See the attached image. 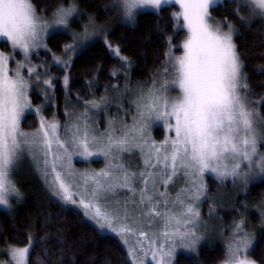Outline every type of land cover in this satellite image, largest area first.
<instances>
[{
	"label": "snow or ice",
	"instance_id": "obj_1",
	"mask_svg": "<svg viewBox=\"0 0 264 264\" xmlns=\"http://www.w3.org/2000/svg\"><path fill=\"white\" fill-rule=\"evenodd\" d=\"M170 2L111 0L105 11L111 9L125 21L134 22L139 10L160 9ZM233 3H237L233 15L242 23L264 21V0ZM174 4L179 6V11L171 13L176 34L186 30L177 46L183 51L179 55L165 51V66L151 85H138V92L128 88L127 94L135 93V98L129 101L128 109L118 105L117 115L134 109L131 124L121 119L117 127L115 119H106L104 132L97 134V121L90 110L98 114L101 105L108 107L110 101L104 95L92 100L77 96L84 110L76 113L66 109L63 125L54 116L40 114L44 105L35 106L34 114L39 118L35 129L24 130L22 122L25 114L33 111L29 95L32 77L37 83L41 77L31 56L41 47L49 50L45 40L49 31L71 36V43L63 48L68 59L54 58L57 64H64L66 87L72 61L69 53L84 52L98 44L115 51L122 61L126 84H131L127 68L131 61L111 44L107 25L97 23L92 14L81 23L85 13L77 0H59L49 16L44 15L47 9H38L32 0H0V37L6 38L13 53L23 57L15 61V67H9L15 56L0 52V206L8 209L11 198L20 199L16 170L22 159L31 158L38 167L42 164L53 196L77 206L98 229L116 233L125 244L137 238L128 254L139 257L142 253L143 258L134 259L133 264H147L149 253L154 264H175L177 249L195 253L206 235V225L201 231L197 207L205 194L206 173L217 179L231 178L242 187L256 177L264 180V152L259 150L264 142V116L250 99L234 42V25L227 17L219 20L211 15L212 10L223 7L222 0H174ZM240 8H246L248 15H240ZM73 25L81 30L76 31ZM43 84L50 90L51 78ZM112 87L116 90L119 86ZM44 94L47 96V91ZM156 121H163L174 135L153 140L150 129ZM135 152L143 164L139 171L121 163L124 154ZM97 154L105 158L104 168L78 170L73 165L74 157ZM181 176L186 186L172 198L168 188ZM259 212L264 224V204ZM161 223L162 229L158 227ZM253 240L252 233L244 231V221L235 222L222 264H257L247 255ZM8 254L7 264H29L27 245H10Z\"/></svg>",
	"mask_w": 264,
	"mask_h": 264
},
{
	"label": "trees",
	"instance_id": "obj_2",
	"mask_svg": "<svg viewBox=\"0 0 264 264\" xmlns=\"http://www.w3.org/2000/svg\"><path fill=\"white\" fill-rule=\"evenodd\" d=\"M32 2L38 9H47L44 15L49 16L59 0ZM222 2L223 7L212 10L211 15L219 20L227 17L234 25V42L241 55L250 97L256 101V107L264 116V21L242 23L233 15L237 3H233V0ZM237 2L243 3L240 0ZM77 3L85 13L81 23H86L87 14H92L97 18V23L107 25L111 44L118 46L120 55L131 61L127 65L131 84H126L121 59L115 55L114 50L103 44L80 52L72 59L68 68L67 87L63 85L64 66L52 65L55 104L42 110L48 118L58 117L62 125L66 109L75 112L84 110L83 103L77 102V96L82 100H92L104 95L108 100H115V104H122L126 102L120 94L121 90L133 88L138 92V85H151L153 77L165 66V51L170 52L172 49L175 54H180L183 49L177 46L181 45L186 35V30H180L177 35V29L173 26L171 13L179 11V6L175 4L162 6L157 11H140L135 23L129 24L117 19L113 10L105 11V5L110 4L111 0H77ZM240 15L247 16V9L240 8ZM73 28L81 30L76 25ZM69 43L70 35L51 33L47 39L50 51H36L32 55V61L35 64L50 63L55 56L63 57L64 45ZM2 46L4 49H11L6 42H2ZM113 71L117 75H112ZM113 85L119 86L117 89L120 93L113 90ZM43 100L38 93H32L34 105H40ZM115 110L116 106L109 107L107 112L98 113L101 130L105 128L106 114L108 113V117L111 114L114 118ZM37 125L38 118L34 114H28L22 123L25 129L35 128ZM155 133L158 138L163 139L162 128H157ZM261 148L264 151V142ZM94 163L99 165L102 161ZM39 177L28 168L22 170L17 180L22 195L14 212L0 209V264L8 262L10 245L23 247L30 243V238L32 245L29 264H61V261L63 264H133L125 243L112 234L101 232L82 211L66 206L52 196L43 183L45 179ZM206 181L210 197L222 188L221 183L210 175ZM262 204L264 180L261 179L250 184L236 197H228L224 203L218 201L215 205L219 217L216 227L220 230L219 233L224 234L223 239L226 237L228 224L232 225L238 220H244L248 230L249 227L252 228L255 241L249 255L257 264H264V225L259 212ZM201 206H210L209 198ZM223 239H213L212 242L201 245L196 253H179L176 264H220L225 259L226 251Z\"/></svg>",
	"mask_w": 264,
	"mask_h": 264
},
{
	"label": "rangeland",
	"instance_id": "obj_3",
	"mask_svg": "<svg viewBox=\"0 0 264 264\" xmlns=\"http://www.w3.org/2000/svg\"><path fill=\"white\" fill-rule=\"evenodd\" d=\"M222 1H223V0H222ZM240 1L243 2V0H240ZM170 4H174V0H172V2H170L169 4H166V5H170ZM162 6H165V5H162ZM162 6H161V7H162ZM147 10H148V11H157V10H159V9H152V8H150V7H149V8H143V9L139 10L138 13H139L140 11H147ZM115 15H116V18H117V19L122 20V21H124V22H126V23H129V24H134V23H135V21H134V22H127V21H125V20H124V19H123L118 13H116V12H115ZM181 20H182V18H181ZM235 32H236V30H235ZM51 33H52V32L49 31V33H48L47 36L45 37L46 43H47L48 36H49ZM5 40H6V38L0 37V52H4L5 54H8V55H14V56H15V59L12 60V61L10 62L9 67H15V61H16V60H21L23 57H22V56L18 57L15 53H13V50H12L10 44H9V46H10V48H11L10 50L4 49V47L2 46V42H5ZM47 47H48V46H47ZM40 49H45V48L41 47ZM40 49H38V50H40ZM38 50H35L34 53H35L36 51H38ZM114 52H115V51H114ZM34 53H33V54H34ZM78 53H80L79 50H78L77 53H69V55H71V56H72V59H73ZM170 53H174V52L172 51V49L170 50ZM33 54H32V55H33ZM115 55H116V54H115ZM176 55H179V54H176ZM120 56H121V55H120ZM55 57H58V56H55ZM55 57H54V58H55ZM54 58H53V60H52L50 63L35 64V63L32 61V56H31V63H32V66H34V67H35V66H39V67H36L35 70L41 74V77H40V82H39V83L36 82L34 76L32 77V85H31V88H30V93H29V95H30V99H31L32 104H33V101H32V93H33V92H36V93H38L39 95H41V96L44 98V100H43L42 103L40 104V105H44L43 108H46V107H48V106H50V105H54V104H55L54 99H53V96H54V84H53V79H54L55 76H54V74L51 73V66H52V65H53V66H60V65H61V66H64L63 63L57 64ZM61 58H62V60H67V59H68L67 56H63V57H61ZM23 71H24L25 76H27L28 73H27V68H26V67H25V69H24ZM49 78H51V80H52V87H51L50 90L47 89L46 86L43 84V80H44V79H49ZM63 85H64V84H63ZM64 86H65V85H64ZM65 87H66V86H65ZM127 90H128V88L123 89V90H121V93H120V90H118V89L114 90V91H118V93L122 94V97L124 98L123 100L126 102V103H122L124 109H128V108H129V101H131L132 99L135 98V93L129 95V94H127ZM46 91H47V96H45V94H44ZM137 91H139V90L137 89ZM175 94H176V92L173 91V92H172V95H175ZM250 99H251L252 101H254V99H252L251 97H250ZM107 100H108V99H107ZM108 101H110V104L108 105V107L105 108L104 105H101V109L99 110L98 113H100V112H102V113H103V112H107L109 107H115V106H116L115 115H114L115 117L113 118L112 116H110L111 114H109V117H108V113H107V114H106V116H107L106 119H115V120H116V123H117V127L120 126V120H121V119H123V120H124L125 122H127L128 124H131V122H132V117L135 115L134 109H133V110H130V111L128 112L127 115H124L123 112H120L119 115H117V113H118V105H120V104H118V103L115 104V100H114V101H113V100H108ZM35 106H37V105H34V104H33V111H32L31 113H26L25 115L27 116L28 114H34ZM75 106L77 107V105H75ZM78 107H79V106H78ZM254 107H256V105H254ZM43 108H42V109H43ZM256 109H257V111L260 113V111H259V109H258L257 107H256ZM80 112H82V111H80ZM76 113H79V111L77 110ZM40 114H41L42 116L48 118V117L43 113V110L41 111ZM34 115H35V114H34ZM260 115L262 116L261 113H260ZM90 116L92 117L93 120H96V121H97V125L95 126L94 131H95L97 134L104 132L105 128H104L103 130H101L100 127H99V126H100V118H99V114H97V112H96L95 110H90ZM52 117H53V116H52ZM52 117H49V118H52ZM54 117H55V119H56L57 121L60 122V119H59L58 117H56V116H54ZM37 118H38V117H37ZM22 123H23V122H22ZM38 123H39V118H38ZM61 125H62V124H61ZM37 126H38V125H37ZM105 126H106V125H105ZM22 127H23V126H22ZM23 128H24V127H23ZM35 128H36V127H35ZM35 128H32V129H25V128H24V130H26V131H30V130H33V129H35ZM157 128H162V129H163V135H162L163 139L158 138V137L156 136L155 130H156ZM61 131H63V129H62ZM150 132H151V137H152V139L155 140V141H157V142L164 140L166 137H169V136H173V135H174V132H172V131H170V130H168V129L165 128L163 121H156V122H154V123L151 125ZM262 143H263V142H262ZM262 143H261V144H262ZM261 144H260V146H259V150H260L261 152H264V151L262 150V148H261ZM95 161H102V164L97 165V164L94 163ZM121 163L125 164L126 166H129V167H130L132 170H134V171H139V169L143 167L142 161H141V159H140V154H139V152H135V153H133V154H124V155L122 156ZM73 165H74L75 168L78 169V170H85V169L99 170V169L105 167V158H104L102 155H99V154H97V155H93V156H91V157H87V158H84V157H74V158H73ZM25 168H28V169H30V170L36 172L40 177L42 176V178H44V175H43V166H42V164H41V166L38 167V166L33 162V160H32L31 158H27V157H26V158H24V159L21 160V162L19 163V166H18V168H17V170H16V174H15V180H16V182H17V180H18V175H19L20 172H22V170H24ZM208 175H210V176L214 177L215 179H217V177H216L214 174L210 173V172L206 173V174L203 176V182H204V184H205V186H206V189H205V194H204V196L201 197V200L198 202L197 207L199 208V211H200V213H201V216H200V223H201V225H202V229H201V231H202V233L204 232V228H203V226L206 225L207 232H206V235L204 236V238L201 240L200 244L198 245V248H199L201 245L205 244V243L212 242L213 239H216V240H222V239H223L224 234L219 233L220 230H218L217 227H216V226H217L216 223H218L217 218H219V217H218V213H217V211H216L217 208L215 209V205L217 204V202L220 201V202L224 203L225 201L228 200V197H231V196H233V197L235 196V197H236L238 194H240L241 192L245 191V190L249 187L250 184H252V183H254V182L258 181V180H261L260 177H256L254 180H252V181L249 182V184L247 185V187H242V186L240 185L239 182H236V183L234 184L231 178H228V179H217V180L221 183L222 188L219 190V192H218L216 195H213V196L210 197V196H209V192H208V183H207V181H206ZM40 177H39V178H40ZM42 178H41V179H42ZM43 180H44V179H43ZM43 183L45 184L46 188H47L48 191L50 192L49 187H48V184L45 182V180H44ZM227 183H230V184H227ZM184 186H186V185H185V181H184V178L181 176L180 178H178V179L175 181L174 184L170 185V187L168 188V191H169L171 197L174 198L176 192H177L181 187H184ZM17 187H19V186H18V183H17ZM163 190H164V189H163V186H161V191H163ZM50 194H51V192H50ZM51 195H52V194H51ZM122 195H123V193H122ZM52 196H53V195H52ZM20 198H21V197H20ZM137 198H138V197H137ZM208 198H209V204H210V206H208V207H203V206H201V205L203 204V202H204L206 199H208ZM56 199H58V198L56 197ZM19 200H20V199H19ZM19 200H17L16 198L13 197V198L10 199V205H11L10 208L5 209L4 207L0 206V209H5V210H7V211H12V212H14V210H15V208H16V203H17ZM65 205H66V206H69V207H72V208H75V209H77V210L82 211L81 209H79V208H78L77 206H75V205H72V204H65ZM204 214H206V215H204ZM223 221L226 222L225 220H223ZM239 221H241V220H238V221H236V222H239ZM243 221H244V220H243ZM92 223L94 224L93 221H92ZM226 223H227V222H226ZM227 224H228V223H227ZM234 224H235V222L232 223V225L228 224V228L225 230V231H227V232H226V237H224L225 239H223V241H225V242H224L225 247L227 246V242L232 238V234H233V231H234ZM94 225H95V224H94ZM229 225H230V226H229ZM246 225H247V223L244 221V231L252 233V235H253V237H254V240H253V244H254V241H255V235L253 234V231H251L252 228L249 227V230H248V227H247ZM262 225H264V224H262ZM158 227H160V228L162 229V223H161V225H159ZM99 230H100V229H99ZM100 231L103 232V233L112 234V235L118 237V238L122 241V243L124 244V241H123V240H122V239H121L116 233H113V232H111L110 230H107V229H105V230H100ZM228 233H229V234H228ZM227 235H228V236H227ZM136 240H137L136 237H132V238L129 240V243H128V244H124V245H126L127 248H128V250H129L130 247H132L133 245L136 244ZM31 245H32V243H31V244H30V243L27 244V246H29L30 249H31ZM25 246H26V245H25ZM126 246H125V247H126ZM146 246H147V243L145 242V247H146ZM23 247H24V246H23ZM137 252H139V249H138V248H137ZM181 252H183V253H192V252H190V251L187 250V249H177L176 254H175V257H174V259H175V264H176V261H177V256H178V254L181 253ZM195 253H196V252H195ZM249 253H250V251L247 253V255L250 257ZM130 257H131L132 261H134V259H136V258H143V254H142V253H139V257H136V256H130ZM225 258H226V257H225ZM250 258H251V257H250ZM146 259H147V264H154V261H152V259H151V253L148 254V256H147ZM9 260H10V256H9ZM9 260H8V261H9ZM224 260H225V259H224ZM224 260H223V261H224ZM223 261H222V262H223ZM222 262H221L220 264H222ZM2 264H7V262H3Z\"/></svg>",
	"mask_w": 264,
	"mask_h": 264
}]
</instances>
